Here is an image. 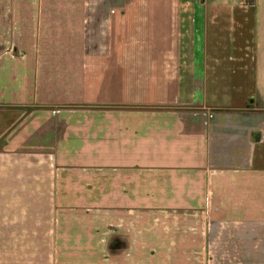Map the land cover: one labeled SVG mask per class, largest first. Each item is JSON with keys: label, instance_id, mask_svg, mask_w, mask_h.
<instances>
[{"label": "crops", "instance_id": "1", "mask_svg": "<svg viewBox=\"0 0 264 264\" xmlns=\"http://www.w3.org/2000/svg\"><path fill=\"white\" fill-rule=\"evenodd\" d=\"M169 239L264 264V0H0V264Z\"/></svg>", "mask_w": 264, "mask_h": 264}, {"label": "rangeland", "instance_id": "2", "mask_svg": "<svg viewBox=\"0 0 264 264\" xmlns=\"http://www.w3.org/2000/svg\"><path fill=\"white\" fill-rule=\"evenodd\" d=\"M176 234L178 233L176 232ZM144 240L145 238L143 237V241ZM168 241H169L168 244L166 241L163 243L164 245H161L159 247H152V246L144 247L142 249L143 251L142 264H225L222 263L221 261L222 259L219 258L220 256L219 248L213 247L212 244L211 246L207 245L206 253H203V251L199 252V249H197L196 245L191 247H176L177 245L176 240L169 239ZM173 241L175 242V244L174 243L172 244ZM52 252L53 249L51 248L45 249L44 257L43 259H41L43 260V262L40 264H53ZM182 253L190 256L188 258L189 259L188 263L182 262V258H181ZM83 256L85 255L83 254ZM60 260L62 264H72L75 261V260L73 261L72 258L66 256H62Z\"/></svg>", "mask_w": 264, "mask_h": 264}, {"label": "clouds", "instance_id": "3", "mask_svg": "<svg viewBox=\"0 0 264 264\" xmlns=\"http://www.w3.org/2000/svg\"><path fill=\"white\" fill-rule=\"evenodd\" d=\"M106 242H107V239L106 240H104V243L106 244Z\"/></svg>", "mask_w": 264, "mask_h": 264}, {"label": "built area", "instance_id": "4", "mask_svg": "<svg viewBox=\"0 0 264 264\" xmlns=\"http://www.w3.org/2000/svg\"><path fill=\"white\" fill-rule=\"evenodd\" d=\"M252 1H255V0H252Z\"/></svg>", "mask_w": 264, "mask_h": 264}]
</instances>
